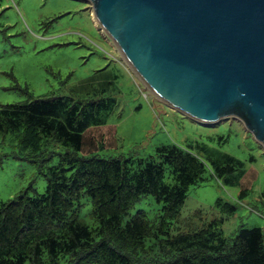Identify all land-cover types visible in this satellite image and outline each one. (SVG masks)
I'll use <instances>...</instances> for the list:
<instances>
[{
	"label": "trees",
	"instance_id": "16d2710c",
	"mask_svg": "<svg viewBox=\"0 0 264 264\" xmlns=\"http://www.w3.org/2000/svg\"><path fill=\"white\" fill-rule=\"evenodd\" d=\"M83 83L74 88L76 97H31L0 105V138L12 134L21 149L36 154L50 142L71 149L59 164L47 166L45 193L23 192L1 201L0 264H264L262 227H243L229 238L224 218H214L201 228L171 236L167 221L178 217L190 187L204 181L207 170L243 187L249 177L243 161L198 140L159 146L160 160L100 157L95 152L112 139L106 125L118 101L106 76ZM193 122L201 131V122ZM220 138V144L225 142V136ZM168 174L173 181H167ZM243 188L246 194L248 188ZM145 194L163 203L155 227L145 212L130 213ZM86 196L97 221L94 227L81 215ZM224 209L234 214L236 206ZM154 234L169 236L159 239L162 253L139 260L147 237ZM171 252L174 259H161Z\"/></svg>",
	"mask_w": 264,
	"mask_h": 264
},
{
	"label": "rangeland",
	"instance_id": "374dc122",
	"mask_svg": "<svg viewBox=\"0 0 264 264\" xmlns=\"http://www.w3.org/2000/svg\"><path fill=\"white\" fill-rule=\"evenodd\" d=\"M104 76L111 82L118 103L106 125L112 139L95 152L98 156L160 160L159 146L189 145L198 140L236 156L248 171L243 182L248 190L242 194L243 187L207 170L206 179L190 187L178 217L167 218L171 236L201 228L214 218H224L222 227L229 238L243 227L264 229V146L238 116L201 121L199 131L192 117L170 106L137 75L97 22L91 0H0V105L31 97H76L75 87ZM220 136L226 137L222 144ZM68 152L70 148L50 142L36 154L21 149L12 134L0 138V203L23 192L31 196L45 193L47 166L59 164ZM166 179L173 181L171 174ZM230 204L236 206L234 214L224 209ZM162 207L154 195L145 194L130 213L145 212L155 227ZM91 211V198L86 196L81 215L94 227L97 221ZM159 235L147 237L139 260L143 256L150 259L147 255L152 252L162 253L159 239L169 236ZM167 254L161 259L176 257L172 252Z\"/></svg>",
	"mask_w": 264,
	"mask_h": 264
},
{
	"label": "water",
	"instance_id": "95a60500",
	"mask_svg": "<svg viewBox=\"0 0 264 264\" xmlns=\"http://www.w3.org/2000/svg\"><path fill=\"white\" fill-rule=\"evenodd\" d=\"M128 64L200 122L238 116L264 146V0H91Z\"/></svg>",
	"mask_w": 264,
	"mask_h": 264
}]
</instances>
